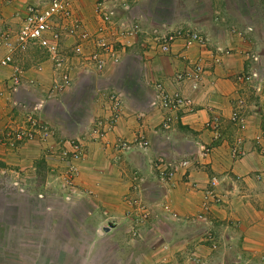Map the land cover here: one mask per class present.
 <instances>
[{
	"label": "crops",
	"instance_id": "1",
	"mask_svg": "<svg viewBox=\"0 0 264 264\" xmlns=\"http://www.w3.org/2000/svg\"><path fill=\"white\" fill-rule=\"evenodd\" d=\"M94 1H74V14L88 30L96 27ZM151 1L153 7L160 6L158 20L161 15L172 28H198L208 42L185 48L183 41L177 39L168 53H160L150 43L144 45L143 37L129 39L123 48V41H119L120 56L125 62L133 61L136 69V77L128 81L130 89L133 87L149 99L154 85L162 83L169 91L190 96L192 111L169 113L171 117L166 123V111L149 106L139 108L126 95L129 87L117 84L119 66L110 61L98 75L102 85L96 87L91 100H85L84 121L63 125L52 122L45 109L38 112L40 119L54 126L53 133L45 142L31 141L18 148L0 145V174L26 185L40 177L37 171L42 168L44 187L58 188L66 167L54 151L59 145L67 146V140L79 139L83 143L82 154L75 163L73 181L67 187L69 197H86L93 206L83 221L94 220L97 234L116 240L127 232L124 225L133 224V219L140 216L139 204L143 203L149 213L159 212L170 219V240L175 225L181 226L184 234L178 242L181 249L187 244L203 248L197 242L198 235L191 237L194 233H189L194 218L201 212L207 226L213 221L215 235L224 237L220 240L224 249H234L243 264L251 258H264L260 256L264 252V85L262 93L256 96L252 84L242 80L251 54L258 53L264 62V0H180L177 4ZM154 1H158L157 5ZM27 2L0 0L4 28L16 33ZM124 14L118 10V15ZM151 22L147 18L144 25L153 26ZM70 44L68 39L64 46ZM216 45L227 53H214ZM27 51L14 56V63L21 68L18 92L12 93L8 88L12 67L0 66V128L23 121V110L15 105L20 101L27 103L21 94L32 95L36 101L49 88L52 79L49 60H39L43 58ZM73 63L74 58L70 64ZM195 63L202 64L204 70L193 90L191 80H178L177 76L184 75ZM38 64L40 71L35 68ZM69 67L71 77L78 76L75 68ZM37 95L42 96L36 98ZM112 96L119 101L115 108ZM234 113L238 120L232 119ZM95 131H102V135ZM141 139L148 144L141 146ZM184 158L188 160L187 166L176 165L171 178L159 179L155 167L158 159ZM212 176L219 181V199L209 202L204 211L200 205H205L203 197ZM164 206L177 212L180 222L175 223ZM210 252L203 256L204 261L218 263L213 256L209 257ZM259 264H264V260Z\"/></svg>",
	"mask_w": 264,
	"mask_h": 264
},
{
	"label": "rangeland",
	"instance_id": "2",
	"mask_svg": "<svg viewBox=\"0 0 264 264\" xmlns=\"http://www.w3.org/2000/svg\"><path fill=\"white\" fill-rule=\"evenodd\" d=\"M168 1L173 4L180 3V0ZM154 3L157 5L158 1H154ZM152 4L151 0H143V5L141 7L139 5L137 10H143L148 19H152L151 16L154 12L157 13L153 15V20L157 22V10L160 9V6L159 8L153 7ZM68 39L71 40V44L64 46ZM75 46V40L67 37H64L59 45L60 53L67 59V65L74 58L73 64L75 65L70 64L69 66L75 68L78 76L73 74L75 77H72L71 87L53 94V96L56 95L55 98L47 93H44L43 97H41L42 95L36 97H41L45 101L41 111L45 109L52 122L63 123V125H71L74 119L84 121L86 115L82 110L83 103L81 102L91 100L97 90L96 87L102 85L99 82L102 78L98 76L101 71L91 72L92 74L86 72L88 75H82L85 73L86 67L83 65L86 61L82 55L74 54ZM28 49L34 51L30 52V55L38 54V59L43 58L39 60L47 59L44 50L30 45L22 51L28 52ZM123 59L124 57H121V62L113 64L119 66L116 82L120 86L124 84L121 78L125 77V83H127L136 77L133 61L125 62ZM252 65L254 64L252 63ZM75 80L78 83L74 84ZM127 84L129 86V83ZM263 85L264 82L262 87ZM252 90L254 91L253 87ZM254 93L256 96L260 95L256 91ZM46 94L47 96H45ZM21 96L27 101L25 109H30L35 98L27 94H21ZM132 100L139 108L148 107L149 99L146 96L135 95ZM47 123L53 130L54 126L48 121ZM69 130L73 132L72 127ZM258 137L259 135H256L255 140L258 141ZM41 169L37 171V175H40L41 178L36 177L26 185L17 180L13 181L3 173L0 174V264H207L203 256L210 251L209 257L213 256L214 261L218 262L215 264H243L236 258L237 254L234 249H227L228 247L224 249L223 243L220 241L224 240V237L215 235L213 221L207 226L208 222L205 217H198L199 215L203 216L201 212L197 213L194 218L196 219L195 224L190 226L193 231L190 228L189 233H194L190 234L191 237L198 235L197 242L203 244L202 249L191 248L188 244L186 248H179L178 242L184 237L181 226L175 225L170 240V219L167 218V220L166 215L159 212L149 213L148 208L146 211L148 206L143 203H140L143 208L138 214L141 217L133 219V224L126 223L124 226L127 232H123V235L116 240L97 234L93 228L94 220L83 221L87 212L93 208L87 198L69 197L71 195L70 188L63 181L58 183V188L57 186L54 188L44 187L45 174L43 175ZM72 181L73 178L71 183ZM200 206L206 211L208 204ZM169 208L166 209L167 215H174V222H180L177 212L171 210V207ZM162 210L164 212L163 208ZM109 226L111 224H107V227ZM56 229L57 231H55ZM260 256L264 257V252ZM259 259L264 260L259 257L251 258V261L245 264H259L262 262Z\"/></svg>",
	"mask_w": 264,
	"mask_h": 264
},
{
	"label": "built area",
	"instance_id": "3",
	"mask_svg": "<svg viewBox=\"0 0 264 264\" xmlns=\"http://www.w3.org/2000/svg\"><path fill=\"white\" fill-rule=\"evenodd\" d=\"M9 2L10 0H4ZM75 0H29L24 6V14L16 33L4 28V19L0 15V66L12 67V72L8 79V88L12 93L18 92L20 88L21 68L14 63L15 53L25 50L28 46L34 45L44 50L47 59L52 66V79L48 88V95L62 92L71 87L72 77L70 67L60 53L59 45L65 37L73 38L76 46L73 52L82 55L86 63L84 72H100L107 62H120L119 41H123V46L129 44V39L137 36L144 38L145 43H150L151 47L160 53H168L170 45L177 39L183 41L184 47L193 44L205 45L208 38L202 34L198 28L175 27L172 28L166 23H153V26L146 27L147 20L143 10H137L139 5H143V0H95L93 4V16L96 19V27L88 30L83 22L74 14ZM118 10H122L124 16L118 15ZM148 38V39H147ZM149 40V41H146ZM214 53L225 54L227 51L220 46H215ZM217 62V60H216ZM252 63L254 65H252ZM36 70H41V65H35ZM88 70V71H87ZM204 67L200 63H195L185 72L179 74L178 80H191V88L194 90L203 73ZM90 71V72H89ZM87 74V73H86ZM264 79V62L258 53L250 55V63L242 75V80L250 82L256 93H262ZM33 83V81H30ZM114 108L119 101L112 96ZM44 99L33 102L30 109H25V102H16L15 105L23 110V121L11 125H4L0 128V145L7 148H18L24 143L31 141L45 142L52 134V130L47 122L39 118L38 112L44 106ZM148 106L166 111V123L170 120L172 112L192 111L193 101L188 95L179 91H169L162 83L154 85L153 95L148 100ZM232 119L238 120V115L233 114ZM98 136L102 135V131ZM139 144L146 146L148 142L141 139ZM83 143L79 139L67 140V146L57 147L54 154L59 162L65 164L66 173L63 183L71 184V179L75 175V163L82 154ZM186 158L164 161L158 159L155 167L159 174V179L165 181L174 175L176 165L187 166ZM218 178L210 177L209 186L204 193V204L218 202ZM18 184V183H14ZM143 208V206H140ZM165 207V206H164ZM167 209V206L165 207ZM145 216V215H143ZM174 216V215H173ZM141 215L138 217L140 218ZM199 218L204 215H199Z\"/></svg>",
	"mask_w": 264,
	"mask_h": 264
},
{
	"label": "trees",
	"instance_id": "4",
	"mask_svg": "<svg viewBox=\"0 0 264 264\" xmlns=\"http://www.w3.org/2000/svg\"><path fill=\"white\" fill-rule=\"evenodd\" d=\"M158 16V15H157ZM153 17V15L151 16V18ZM160 17V18H159ZM158 18L160 19V20H158L157 22L155 21V20H153V18L151 19V20H153V22H156V23H168V22H166L164 19H163V17H161V15L159 16ZM155 23V24H156ZM125 78V77H124ZM122 79L121 78V80L122 81H124V84H123V86L125 87H129L128 89H127V91H125L126 92V95L128 96V97H130V98H132L133 99V96H141V95H143L142 93H138V91H136V89H134L133 87H131V89H130V86H128V82L127 83H125V79ZM140 100H143V98H140ZM81 103H83V105H82V110L85 112V109L83 108L84 107V103H85V100H83ZM85 115H86V113H85ZM74 122H77L75 119H74Z\"/></svg>",
	"mask_w": 264,
	"mask_h": 264
},
{
	"label": "water",
	"instance_id": "5",
	"mask_svg": "<svg viewBox=\"0 0 264 264\" xmlns=\"http://www.w3.org/2000/svg\"><path fill=\"white\" fill-rule=\"evenodd\" d=\"M106 228H107V227H104V230H107Z\"/></svg>",
	"mask_w": 264,
	"mask_h": 264
}]
</instances>
